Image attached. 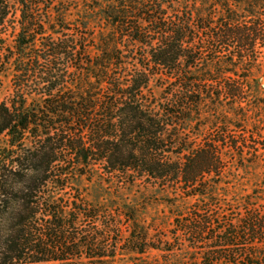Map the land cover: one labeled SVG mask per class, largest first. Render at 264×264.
I'll use <instances>...</instances> for the list:
<instances>
[{"label": "trees", "instance_id": "16d2710c", "mask_svg": "<svg viewBox=\"0 0 264 264\" xmlns=\"http://www.w3.org/2000/svg\"><path fill=\"white\" fill-rule=\"evenodd\" d=\"M70 4L78 31L55 11ZM13 10L14 48L0 51V85L12 73L0 102V264L113 257L120 244L137 255L186 249L198 264H262L251 251L264 244V207L251 195L239 219L222 217L221 200L238 192L226 179L247 156L235 115L219 106L243 103L241 81L264 58V0H0V28ZM99 173L200 203L174 219L185 248L150 245L133 215L106 255L116 216L75 197Z\"/></svg>", "mask_w": 264, "mask_h": 264}, {"label": "rangeland", "instance_id": "374dc122", "mask_svg": "<svg viewBox=\"0 0 264 264\" xmlns=\"http://www.w3.org/2000/svg\"><path fill=\"white\" fill-rule=\"evenodd\" d=\"M13 11L15 14L11 15L5 25L0 28V51L14 48L15 37L19 31V13ZM55 11H63L67 22L78 31V27L83 23L78 12V4L57 5ZM240 73L241 77L245 75L243 72ZM247 75H249V80L241 81L246 86L243 103L233 107L232 101L224 99L222 105L219 106L222 114L235 115L232 116V123H234L232 129L238 137V146L243 148L247 156V160L243 162L246 167L239 168L238 172H231L229 178L226 179V185L236 188L238 192L236 195H227L221 200V207L225 208L223 213H228L222 214L224 220L236 221L241 217L238 209L239 206L243 207L242 202L247 196L252 195L255 200L257 199L252 203L264 207V58L261 60V65L254 70L251 69ZM1 80L0 102L11 94L12 73L9 72L7 76H2ZM215 107L211 104L205 107L209 116L208 121L216 118L217 109ZM200 121L195 120L194 125L208 122ZM76 187L78 193L75 197H82L87 203L99 207L103 213L107 215L112 213L117 218V223H119L117 229L113 227V220L108 219V222L113 224L111 234H107L109 252L106 255H111L116 239L119 243L120 241L123 243L128 237L130 232L128 225L133 215L140 225L137 231L140 233L144 229L147 243L156 247L169 242L176 249L182 250L185 247H182L181 242L176 240L178 236H174V219L177 216L186 217L197 205H200L192 199H178L171 188H164L153 181H142L130 185L122 183L121 180L110 179L100 173L95 176L92 183L83 180L77 183ZM253 191L256 192L253 193ZM243 243L248 244V241ZM120 245L122 246L119 247L122 248H118L113 257L88 259L76 254L65 257L64 262L51 264H198L195 259L199 256L186 249L168 255L150 247L144 255H137L129 252L130 247ZM251 253H258L256 258L264 264V244L255 245ZM229 260L234 261L233 258ZM235 260L240 259L237 257Z\"/></svg>", "mask_w": 264, "mask_h": 264}]
</instances>
